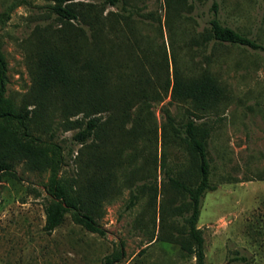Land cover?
I'll return each instance as SVG.
<instances>
[{
    "label": "rangeland",
    "instance_id": "1",
    "mask_svg": "<svg viewBox=\"0 0 264 264\" xmlns=\"http://www.w3.org/2000/svg\"><path fill=\"white\" fill-rule=\"evenodd\" d=\"M215 1L224 25L264 45V0H188L193 7L182 14L177 5L168 7L167 0H121L105 7L104 15L131 16L153 45L156 61L165 50L175 55L182 71L207 69L226 86L228 97L217 111L202 113L168 95L152 102L146 122L149 128L157 124L158 133L142 135L134 143L126 134L109 139L106 151L115 188L99 219L104 235L74 223L70 214L53 231L45 229L51 177L72 181L85 167L84 154H78L82 145L72 140L73 130L59 127L56 113L52 136L44 135L59 147L50 152L54 167L30 170L20 163V178L2 183L0 264H196L195 256L181 247L188 236L189 197L169 181L176 177L194 183L198 178L195 155L180 138L189 119L209 129L210 187L197 224L205 264H264V50L214 40L195 45L192 38L208 29ZM52 4L0 0L6 96L16 103L32 83L29 55L36 34L60 25ZM169 66L172 73V61ZM132 117L126 129L132 127ZM132 193L138 200L129 207Z\"/></svg>",
    "mask_w": 264,
    "mask_h": 264
},
{
    "label": "trees",
    "instance_id": "2",
    "mask_svg": "<svg viewBox=\"0 0 264 264\" xmlns=\"http://www.w3.org/2000/svg\"><path fill=\"white\" fill-rule=\"evenodd\" d=\"M52 1L51 9L60 25L36 34L29 55L32 83L20 103L6 96L8 67L0 43V198L4 179L20 178L18 164L39 171L54 167L50 152L56 149V153L59 147L44 135L52 136L58 113L59 127L73 130L72 140L82 145L78 154H84L85 167L80 178L72 181L51 177L44 205L45 229L53 231L70 214L74 223L104 235L99 219L115 188L106 151L109 139L126 134L134 143L142 135L158 133L156 123L149 128L146 122L152 114V102L168 95L172 101L190 102L195 111L205 113L217 111L228 90L207 69L182 71L175 55L169 56L165 50L162 60L156 61L153 45L131 16L103 14L107 5L115 6L121 0ZM167 5H177L181 14L193 7L188 0H167ZM213 8L208 29L192 38L195 45L214 40L264 50L256 39L220 21L216 1ZM105 113L108 116L103 119ZM131 116L134 123L126 129ZM208 137L209 129L200 127L195 119L184 123L180 138L195 155L198 178L194 183L169 178L171 187L189 197L185 207L189 212L188 236L181 247L195 256L196 264H205L204 238L197 224L202 197L210 187ZM137 200L138 195L132 193L129 207Z\"/></svg>",
    "mask_w": 264,
    "mask_h": 264
}]
</instances>
